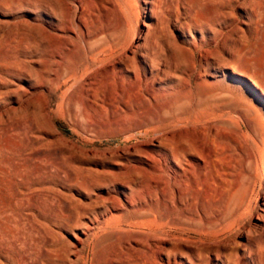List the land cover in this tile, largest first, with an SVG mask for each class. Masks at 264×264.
Here are the masks:
<instances>
[{
  "label": "rangeland",
  "instance_id": "obj_1",
  "mask_svg": "<svg viewBox=\"0 0 264 264\" xmlns=\"http://www.w3.org/2000/svg\"><path fill=\"white\" fill-rule=\"evenodd\" d=\"M76 1L83 13L95 11L86 0H71L67 8L58 0H0V264H68L69 258V264H108L115 243L152 236L143 224L119 226L118 217L129 219L132 209L124 205L108 212L96 200L104 190L91 189L124 163L112 153L148 138L139 135L125 142L121 136L140 116L116 117L108 108L82 118L59 93L45 92L54 74L69 67L74 48L84 47L85 31L96 37L90 42L118 43L121 51L143 37L144 54L165 71L150 87L175 85L178 93L189 92L181 112L192 122L175 134L183 130L196 138L202 131L201 143L217 151L230 188L223 208L227 224L244 228L254 223L264 199V107L259 101L260 91L264 93V0H165L169 8L145 24L142 0H109L94 13V22L84 20L86 30L78 27ZM201 58L213 77L205 100L192 77ZM168 68L174 77L166 74ZM46 99L47 118L41 108ZM167 100L158 96L150 112ZM145 174L153 176L150 170ZM110 196L117 194L110 190ZM94 218L92 230L76 244V233ZM256 236L248 249L264 257V230Z\"/></svg>",
  "mask_w": 264,
  "mask_h": 264
},
{
  "label": "bare ground",
  "instance_id": "obj_2",
  "mask_svg": "<svg viewBox=\"0 0 264 264\" xmlns=\"http://www.w3.org/2000/svg\"><path fill=\"white\" fill-rule=\"evenodd\" d=\"M70 1L58 0V3L67 8ZM76 2L80 6L78 27L82 30H86L85 19L93 21L95 12L110 5L109 0H86L89 8L95 11L85 14L80 1ZM165 4V0H142V11L146 18L144 24L153 21L155 16L161 17L162 9L170 6V3ZM64 19L69 28L70 12L67 11ZM54 28L62 29L59 25ZM94 37L87 31L82 33L84 47L74 48L69 67L64 68L62 74L55 72L50 85H45V92L59 93L58 97L65 101L70 111L80 114L82 118H87L91 110L108 108L116 117L138 115L140 119L126 126L121 136L125 142L139 135L148 137L137 145L112 153L123 157L124 163L116 172L113 171L108 177L104 175L91 185V189L104 190L97 194L96 200L102 203L106 211H118L124 209V205L132 209L129 219L118 217L119 226L134 229L143 224L153 236L115 243L107 259L108 264H264V257L260 253L248 249L252 246L253 238L264 230V199L261 215L255 218L254 223L244 228L227 224L223 208L229 181L221 172L217 151L209 144L201 143L199 138L202 131L197 133L196 138L192 134L181 133L192 122L181 112L189 92L178 93L175 85L160 90L150 87V84L160 80L161 72L165 76V71L155 68L154 58L144 54L141 35L135 37L134 44L124 51L120 50L118 43L98 46L101 39L90 42ZM224 54L230 56L227 52ZM203 58L200 65H195L192 70L200 100L210 96L209 88L213 84L212 74H207L208 71L202 66ZM58 61L54 63L61 66L62 62ZM168 70L166 74L174 77L172 70ZM226 73L230 75V71ZM249 82L252 80L249 79ZM158 96L168 100L161 103L156 112H150ZM259 101L264 107L262 91ZM48 106L46 99L41 105L46 118L49 116ZM179 127L184 129L175 134L174 130ZM208 132H211V128H208ZM91 156L95 157L96 153ZM148 170L153 173L152 177H146ZM186 187L190 188V193L186 192ZM110 190L116 192L117 196H110ZM133 193L141 196L132 199ZM176 209L179 212L175 216ZM88 222L89 226L84 230L79 229L80 232L74 236L76 244L92 230L97 220L94 218ZM118 231L125 232L122 228H118ZM207 238L211 240L205 241Z\"/></svg>",
  "mask_w": 264,
  "mask_h": 264
}]
</instances>
